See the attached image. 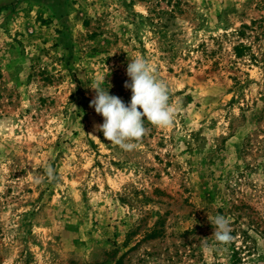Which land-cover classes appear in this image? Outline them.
Returning a JSON list of instances; mask_svg holds the SVG:
<instances>
[{"label":"rangeland","instance_id":"rangeland-1","mask_svg":"<svg viewBox=\"0 0 264 264\" xmlns=\"http://www.w3.org/2000/svg\"><path fill=\"white\" fill-rule=\"evenodd\" d=\"M137 55L175 112L124 150ZM0 264H264V0H0Z\"/></svg>","mask_w":264,"mask_h":264},{"label":"clouds","instance_id":"clouds-1","mask_svg":"<svg viewBox=\"0 0 264 264\" xmlns=\"http://www.w3.org/2000/svg\"><path fill=\"white\" fill-rule=\"evenodd\" d=\"M126 73L130 80H126L124 86L131 89L127 103L118 95L110 94L108 88H103L97 81L90 86L95 89V95L89 104L103 117V122L94 125V128L102 131L108 141L124 150H131L135 147L133 141L146 132L145 118L156 126L167 127L172 123L175 108L169 103L167 86L154 75L143 55L130 58ZM46 171L49 178H53L54 170L50 166ZM40 178L39 174H34V179L39 181ZM210 222L214 225L212 235L215 241L227 244L233 239L228 217L216 214ZM204 249H210L207 241L204 242Z\"/></svg>","mask_w":264,"mask_h":264}]
</instances>
